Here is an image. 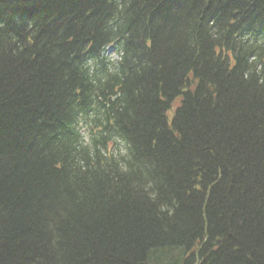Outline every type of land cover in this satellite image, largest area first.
<instances>
[{"label": "trees", "instance_id": "obj_1", "mask_svg": "<svg viewBox=\"0 0 264 264\" xmlns=\"http://www.w3.org/2000/svg\"><path fill=\"white\" fill-rule=\"evenodd\" d=\"M0 264H264V0H0Z\"/></svg>", "mask_w": 264, "mask_h": 264}, {"label": "rangeland", "instance_id": "obj_2", "mask_svg": "<svg viewBox=\"0 0 264 264\" xmlns=\"http://www.w3.org/2000/svg\"><path fill=\"white\" fill-rule=\"evenodd\" d=\"M113 58L116 59V57L113 55Z\"/></svg>", "mask_w": 264, "mask_h": 264}]
</instances>
